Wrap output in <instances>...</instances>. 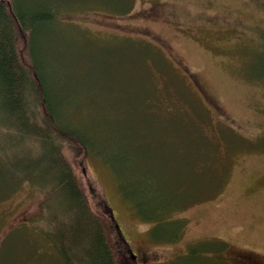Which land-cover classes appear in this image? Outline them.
Wrapping results in <instances>:
<instances>
[{"label": "rangeland", "instance_id": "374dc122", "mask_svg": "<svg viewBox=\"0 0 264 264\" xmlns=\"http://www.w3.org/2000/svg\"><path fill=\"white\" fill-rule=\"evenodd\" d=\"M22 3L58 9L37 53L64 118L92 141L83 165L137 264H264V0ZM18 40L28 62V33ZM1 193L0 264L56 262L25 222L41 195ZM163 203L185 220L169 243L154 238L176 237L181 222Z\"/></svg>", "mask_w": 264, "mask_h": 264}, {"label": "trees", "instance_id": "16d2710c", "mask_svg": "<svg viewBox=\"0 0 264 264\" xmlns=\"http://www.w3.org/2000/svg\"><path fill=\"white\" fill-rule=\"evenodd\" d=\"M57 11L25 7L22 0H0V199L5 197L3 190L12 193L22 186L41 195L40 216L25 222L42 242L53 245L56 262L53 258L50 264H137L105 194L83 165L93 154L92 141L64 118L46 78V56L37 53L35 34L45 24L57 25ZM22 33H28V62L18 50ZM33 146L36 157L26 154L34 151ZM78 166L88 188L82 186ZM169 204L156 209L169 208ZM174 206L179 205L171 204L169 218L181 222L177 236L161 241L150 233L156 242L180 238L185 220L176 218ZM157 219L150 218L155 224ZM120 245L128 247L132 263Z\"/></svg>", "mask_w": 264, "mask_h": 264}, {"label": "flooded vegetation", "instance_id": "af4514ba", "mask_svg": "<svg viewBox=\"0 0 264 264\" xmlns=\"http://www.w3.org/2000/svg\"><path fill=\"white\" fill-rule=\"evenodd\" d=\"M241 258L244 259L243 257H241ZM241 258H240V257H236L235 260L237 259V261H242V263H244L246 260L244 259V260H245V261H244V260H242ZM240 259H241V260H240Z\"/></svg>", "mask_w": 264, "mask_h": 264}, {"label": "bare ground", "instance_id": "6f19581e", "mask_svg": "<svg viewBox=\"0 0 264 264\" xmlns=\"http://www.w3.org/2000/svg\"><path fill=\"white\" fill-rule=\"evenodd\" d=\"M48 79V77H46Z\"/></svg>", "mask_w": 264, "mask_h": 264}]
</instances>
